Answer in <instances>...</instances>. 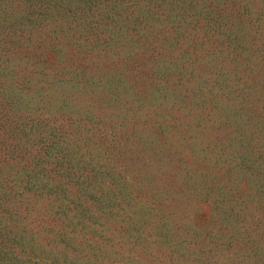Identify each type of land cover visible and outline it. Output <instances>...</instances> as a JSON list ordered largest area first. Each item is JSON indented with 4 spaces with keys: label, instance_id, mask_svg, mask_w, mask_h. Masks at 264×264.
I'll return each mask as SVG.
<instances>
[{
    "label": "trees",
    "instance_id": "trees-1",
    "mask_svg": "<svg viewBox=\"0 0 264 264\" xmlns=\"http://www.w3.org/2000/svg\"><path fill=\"white\" fill-rule=\"evenodd\" d=\"M0 264H264V0H0Z\"/></svg>",
    "mask_w": 264,
    "mask_h": 264
}]
</instances>
